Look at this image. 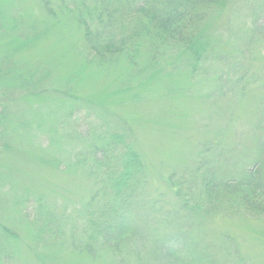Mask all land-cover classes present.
Instances as JSON below:
<instances>
[{"label":"rangeland","instance_id":"rangeland-1","mask_svg":"<svg viewBox=\"0 0 264 264\" xmlns=\"http://www.w3.org/2000/svg\"><path fill=\"white\" fill-rule=\"evenodd\" d=\"M8 1L23 11L27 27L51 29L14 56L20 75L37 82V91L27 96L23 85L18 102L0 105V113L13 116L0 120V264H187L186 253L199 258L204 251L224 264H264L263 215L226 208L195 222L182 211L174 181L194 177L199 184L208 168L231 180L264 161L258 142L264 123V0H232L208 13L204 26L214 53L198 66L170 58L146 74L120 53L99 64L88 59L84 26L71 11L85 0H64V10L52 0L59 15L53 20L41 0ZM14 11L7 9L9 15ZM1 80L0 98H8L2 86L12 95L18 83ZM106 115L130 128L131 144L145 159L146 200L120 249L81 253L73 242L86 240L85 206L96 185L75 154L90 160L88 136L103 127L98 119ZM17 121L26 127L19 129ZM180 185L187 192L188 185ZM47 213L60 225L58 235L43 224ZM171 241L181 259L163 251Z\"/></svg>","mask_w":264,"mask_h":264},{"label":"trees","instance_id":"trees-1","mask_svg":"<svg viewBox=\"0 0 264 264\" xmlns=\"http://www.w3.org/2000/svg\"><path fill=\"white\" fill-rule=\"evenodd\" d=\"M231 1L85 0L77 11H71L74 20L76 16V21L84 26L83 37L90 61L99 64L105 56L111 58L120 53L138 66L137 73L146 74L161 68L166 59L191 62V66L195 67L209 54L214 53V44L211 36L206 33L204 22L208 13L225 9ZM41 3L52 20L59 16L52 0H41ZM59 5L64 10L69 4L60 0ZM9 6L15 7L12 15L7 12ZM22 12L15 3L0 0V80L13 79L18 83L17 87H11L12 95L4 94V89L9 87L6 84L2 86V96L6 95L8 98L1 97L0 105L6 107L19 101V96L23 93H18L23 85V91L28 90L27 96L31 95L33 89L37 91V82L29 84L30 80L24 81L26 76L20 75L14 56L25 46H29L31 40L42 38L48 31L47 35V27L51 29L48 24L41 25V29L36 26L27 27ZM138 77L141 78L140 75ZM7 114V110L3 109L0 120L5 122L6 117L8 120L13 117ZM111 119L114 120L107 115L100 116L98 122L103 127L88 136L89 154H85L89 156V161L85 159L87 157H81L79 152L75 154L77 165H83L89 172H93L96 185L85 206L86 240L73 242V247L81 253L96 254L108 248L114 251L120 249V238L136 229L135 223L140 216L138 211L146 200L148 183L145 159L131 144L130 128L126 125L118 127ZM15 125L19 129L26 127L20 121L15 122ZM3 127L5 135L8 136L10 126ZM259 129L261 133L258 142L264 148L263 122ZM259 160L254 162V170L247 169L242 176L234 177L232 181L227 178L222 180L212 168L203 172L199 184L194 177L174 180L177 184L175 194L182 199V211L189 214L191 220L199 223L209 214H218L226 208L236 212L243 208L253 216L264 217V173L261 168L264 161ZM200 167L201 165L198 169ZM183 183L188 185L187 192L180 185ZM44 216L43 224L58 235L61 232L60 225L54 224L53 216H49V213ZM6 235L9 233L6 232ZM173 245H176V241L167 245L164 242L163 251L181 259ZM1 251L5 253L0 242V253ZM184 260L187 264H224L218 255H210L205 251L199 258H195L193 252L188 255L186 253Z\"/></svg>","mask_w":264,"mask_h":264}]
</instances>
